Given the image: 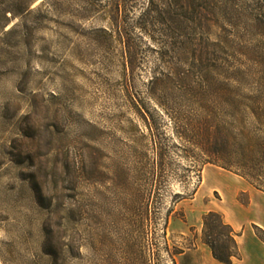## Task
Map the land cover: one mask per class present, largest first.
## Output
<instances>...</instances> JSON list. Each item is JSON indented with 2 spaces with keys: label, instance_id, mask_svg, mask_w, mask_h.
I'll list each match as a JSON object with an SVG mask.
<instances>
[{
  "label": "rangeland",
  "instance_id": "1",
  "mask_svg": "<svg viewBox=\"0 0 264 264\" xmlns=\"http://www.w3.org/2000/svg\"><path fill=\"white\" fill-rule=\"evenodd\" d=\"M239 68L251 95L264 0H0V264H221L211 211L231 264H264V193L193 164L169 119L237 96Z\"/></svg>",
  "mask_w": 264,
  "mask_h": 264
},
{
  "label": "trees",
  "instance_id": "2",
  "mask_svg": "<svg viewBox=\"0 0 264 264\" xmlns=\"http://www.w3.org/2000/svg\"><path fill=\"white\" fill-rule=\"evenodd\" d=\"M150 24L149 20H144L142 29L145 33ZM151 25L154 27L153 23ZM175 44L182 46L178 42ZM240 69L236 70L237 96H219L205 105L206 109L210 108L207 113L169 119L176 129V139L180 142L176 147L183 148L193 164L220 167L238 175L264 193V69L256 74L253 93L247 96L240 95L244 85L239 80L243 72ZM196 105L200 108L204 104L201 102ZM156 154V168L160 174L163 150L157 144ZM202 225V242L210 249L214 260L221 264H231L232 258H239L235 234L231 226L225 224L221 214L208 212L203 216ZM255 229L257 238L264 244V229L258 226ZM171 262L175 264L173 259Z\"/></svg>",
  "mask_w": 264,
  "mask_h": 264
},
{
  "label": "crops",
  "instance_id": "3",
  "mask_svg": "<svg viewBox=\"0 0 264 264\" xmlns=\"http://www.w3.org/2000/svg\"><path fill=\"white\" fill-rule=\"evenodd\" d=\"M259 223V227H261L262 229H264V224H262L261 222H258ZM254 260H256V261H259L258 259H257V256L256 257H254Z\"/></svg>",
  "mask_w": 264,
  "mask_h": 264
}]
</instances>
